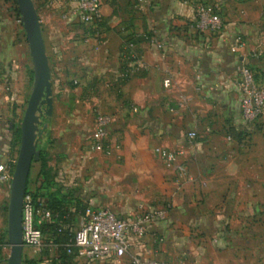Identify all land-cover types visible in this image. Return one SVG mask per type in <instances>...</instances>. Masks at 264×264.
Returning a JSON list of instances; mask_svg holds the SVG:
<instances>
[{
    "label": "crops",
    "instance_id": "obj_1",
    "mask_svg": "<svg viewBox=\"0 0 264 264\" xmlns=\"http://www.w3.org/2000/svg\"><path fill=\"white\" fill-rule=\"evenodd\" d=\"M146 1L102 0L100 22L83 26L69 0H32L52 90L51 115L43 116L46 124L37 144L47 154L45 170L56 187L73 191L86 206L119 217L129 216L141 204L165 208L166 219L148 229L146 247L140 249L150 257L168 263L178 253L182 259L205 254L188 250L186 239L180 247L182 240L173 231L180 224L172 223L175 213L183 217L194 209L215 215L185 221L193 227L188 242L207 241L216 252L226 250L231 259L241 254L242 264H254L255 256L264 264V119L252 125L243 122L237 91L241 65L264 87V55L254 53L264 27L263 0ZM198 2L219 5L220 35L191 28ZM3 5L18 14L15 2L0 0V18ZM21 38L3 50L11 68L0 76L12 87L9 112L14 119L8 140L18 128L21 101L33 83L23 28ZM96 113L112 117L100 153L92 150L90 140ZM192 131L196 140L187 145L186 135ZM178 147L183 150L175 165L166 164L157 152ZM32 165L30 190L38 186L42 167L38 161ZM233 196L240 205L238 200L229 204ZM226 207L240 212V219L224 218L219 211ZM151 237L162 242L153 243ZM27 250L24 260L52 264L53 251L45 257L41 250Z\"/></svg>",
    "mask_w": 264,
    "mask_h": 264
},
{
    "label": "built area",
    "instance_id": "obj_2",
    "mask_svg": "<svg viewBox=\"0 0 264 264\" xmlns=\"http://www.w3.org/2000/svg\"><path fill=\"white\" fill-rule=\"evenodd\" d=\"M241 3L253 0H231ZM72 4V13L83 26L100 22V7L102 0H69ZM146 3V0H139ZM264 3V0H263ZM264 22V9L261 11ZM191 28L197 33L210 36L220 35L223 30V21L218 4L198 2L193 7V20ZM241 45L237 46V50ZM255 55H264V27L259 32V40L254 50ZM127 74V73H125ZM124 74V75H125ZM164 87L170 85L168 80L163 82ZM237 91L240 98V111L242 120L252 125L264 119V87L260 85L253 71L247 65L238 69ZM112 122L110 115L96 113L94 128L90 136L92 150L104 152L107 139V128ZM196 133L186 135V144L193 145ZM183 148L170 151L157 150L163 161L168 165H175ZM17 153L0 149V186L10 188L13 177ZM184 172L179 171L178 176ZM165 208L152 207L141 204L127 217L116 216L107 209H95L87 206L81 218L80 225L73 232V236L66 246L67 255L74 261L87 264L98 262L118 263L126 260L127 264H167L161 260L150 257L141 252L147 244L148 229L155 223L165 220ZM50 219L49 211L37 204L30 192H26L22 202L21 230L23 249H32L39 252L43 245L44 236L35 227L36 220ZM151 242L161 243L162 238H152ZM6 264V259L0 260Z\"/></svg>",
    "mask_w": 264,
    "mask_h": 264
},
{
    "label": "water",
    "instance_id": "obj_3",
    "mask_svg": "<svg viewBox=\"0 0 264 264\" xmlns=\"http://www.w3.org/2000/svg\"><path fill=\"white\" fill-rule=\"evenodd\" d=\"M15 3L29 50L33 83L19 126V148L9 190L7 206L9 253L6 264H23L22 202L27 190L31 165L39 160L40 153L37 150V144L42 133L39 128L40 118L49 117L52 111L49 65L37 13L32 0H15Z\"/></svg>",
    "mask_w": 264,
    "mask_h": 264
},
{
    "label": "rangeland",
    "instance_id": "obj_4",
    "mask_svg": "<svg viewBox=\"0 0 264 264\" xmlns=\"http://www.w3.org/2000/svg\"><path fill=\"white\" fill-rule=\"evenodd\" d=\"M5 5H3L2 9V18H0V75L3 71L4 68H11L10 63L7 62V58L3 52L5 48L8 46H14L18 45L19 43V36L21 38V32H22V26L19 22V16L17 13L13 12L10 13ZM22 41V38L20 39ZM24 49L26 50L25 57L26 61L30 63V57H29V52L27 48V43L25 41L24 43ZM17 62H15L16 64ZM14 81H12L13 83ZM33 82V78L31 79V83ZM7 84L4 82V79L0 76V134H2V140L0 141V148L2 149H7L10 150L12 153L16 154L18 152L19 148V138H20V132H18V136L16 137V140L14 141V136H12V139H7L10 134H8V126L10 121L14 122L13 116H11V112H9V109L12 107L11 103L9 101V96L12 94L11 88H8L6 86ZM30 92V91H29ZM30 93H26V95L23 97L21 103V111L22 114L18 117L17 121V127L19 130V126L22 120V116L24 113V110L27 105V101L29 98ZM95 119V116H94ZM41 125H40V130H43L44 123H45V118L42 116L40 118ZM3 135H5L3 137ZM7 137V138H6ZM14 141L15 144H12ZM2 146V147H1ZM35 164V163H34ZM35 165H32V168ZM9 190L10 188L6 186H0V240L2 242H7V245H4L1 250H0V256L3 258H7L8 253H9V244L7 240V206H8V199H9ZM236 196H233L232 198L229 199V204L234 203L237 201ZM169 201V200H168ZM262 201V199H261ZM163 203V202H162ZM167 202L163 203V205H166ZM238 204L240 205V199L238 200ZM221 210V209H220ZM191 212L187 214V216H178L176 213L172 217V223L176 224L177 222H180L179 225H176V227H173L174 235L177 238H180L182 240L181 243H183V239H186L187 243H185L186 247L188 250L195 248L196 250L199 249L201 251H205V254L203 255L202 253L199 256H196L194 258L193 253H190V258H179L181 254H175L173 255L174 257L172 259H169V262L167 264H242L241 260V254H238L239 257L236 256V258L231 259V254L228 255L226 253V250H223V252L219 251L216 252L215 249H213V246H211L210 243L207 241H203L202 244H196L194 242H188V237L192 238L193 234V227L190 224H186L185 226V221H188L191 223L193 220L197 219L199 216H208L210 218H214V213L208 212H197L194 209L190 210ZM222 213L224 215V218H227L228 221L233 218V219H240L241 213L237 211H232L229 207H226L225 211H219V213ZM178 213V212H177ZM211 231H208V238L211 235ZM207 238V240H208ZM176 240V239H175ZM180 247L184 246L183 244H178ZM174 246H177V241L174 242ZM201 246V247H200ZM192 247V248H190ZM190 248V249H189ZM255 248H257L255 246ZM27 252L30 254H33V250L29 249ZM208 252V253H207ZM207 253V255H206ZM201 255L204 256L201 258ZM164 262V261H163ZM251 262L254 264H258L263 262V260H260L257 258V256L251 258Z\"/></svg>",
    "mask_w": 264,
    "mask_h": 264
},
{
    "label": "trees",
    "instance_id": "obj_5",
    "mask_svg": "<svg viewBox=\"0 0 264 264\" xmlns=\"http://www.w3.org/2000/svg\"><path fill=\"white\" fill-rule=\"evenodd\" d=\"M10 1L15 2V0ZM130 41L129 39L126 42ZM18 132L19 130L16 128L13 135L14 141ZM14 141L12 144H15ZM37 150L40 153L38 162L42 165L37 180L38 186L34 190L27 187L26 192H30L36 203L50 213L49 220L38 218L35 222V227L44 236L41 254L48 257L49 252L53 251L52 264H66L68 261H72V257L66 253V246L78 226V218L83 215L87 206L73 191L58 188L50 181L49 171L45 170L47 154L40 148ZM4 245H7V242L4 243L0 240V250ZM0 260H4L2 256H0ZM39 263L40 261L23 259V264Z\"/></svg>",
    "mask_w": 264,
    "mask_h": 264
}]
</instances>
